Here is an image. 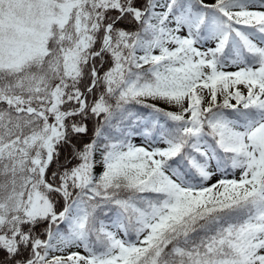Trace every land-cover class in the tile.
I'll list each match as a JSON object with an SVG mask.
<instances>
[{
    "label": "snow or ice",
    "instance_id": "obj_1",
    "mask_svg": "<svg viewBox=\"0 0 264 264\" xmlns=\"http://www.w3.org/2000/svg\"><path fill=\"white\" fill-rule=\"evenodd\" d=\"M0 264H264V0H0Z\"/></svg>",
    "mask_w": 264,
    "mask_h": 264
}]
</instances>
